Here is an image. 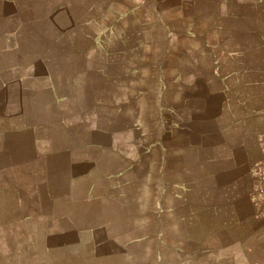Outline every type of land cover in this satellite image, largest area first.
Returning <instances> with one entry per match:
<instances>
[{
    "label": "crops",
    "instance_id": "obj_1",
    "mask_svg": "<svg viewBox=\"0 0 264 264\" xmlns=\"http://www.w3.org/2000/svg\"><path fill=\"white\" fill-rule=\"evenodd\" d=\"M264 0H0V264H264Z\"/></svg>",
    "mask_w": 264,
    "mask_h": 264
},
{
    "label": "built area",
    "instance_id": "obj_2",
    "mask_svg": "<svg viewBox=\"0 0 264 264\" xmlns=\"http://www.w3.org/2000/svg\"><path fill=\"white\" fill-rule=\"evenodd\" d=\"M262 179H263V181H264V177H263ZM259 192H260V194H261V197H262V204H263V207H264V182H263V184L261 185Z\"/></svg>",
    "mask_w": 264,
    "mask_h": 264
}]
</instances>
